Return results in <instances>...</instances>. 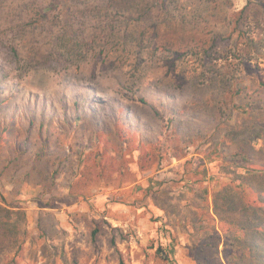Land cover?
<instances>
[{"label":"rangeland","instance_id":"rangeland-1","mask_svg":"<svg viewBox=\"0 0 264 264\" xmlns=\"http://www.w3.org/2000/svg\"><path fill=\"white\" fill-rule=\"evenodd\" d=\"M2 1L0 206L22 249L1 264H264V40L230 74L195 54L222 55L250 0H86L76 53Z\"/></svg>","mask_w":264,"mask_h":264},{"label":"trees","instance_id":"trees-1","mask_svg":"<svg viewBox=\"0 0 264 264\" xmlns=\"http://www.w3.org/2000/svg\"><path fill=\"white\" fill-rule=\"evenodd\" d=\"M86 0H42L37 3L38 0H29L25 3L27 6L24 10L30 13V9L37 13V18L25 23L26 26L51 25L52 28L57 26L60 28L63 25L64 37L68 38V50L76 53L75 45H72V41L78 40V34L81 32L80 25L73 22L75 19L83 22L84 18L90 12L89 7L85 4ZM143 1L147 0H104L99 4L100 7H104L102 10H113L114 14H136L140 15L150 12L147 5H141ZM151 1V0H148ZM178 0H152V2L161 7L162 10H166L169 5L174 4ZM22 8V5H19ZM135 6V8H134ZM154 6V5H153ZM113 7V8H112ZM3 8V1L0 0V10ZM129 8H134L129 10ZM97 12H101L98 10ZM123 15V14H122ZM32 20V21H31ZM58 20V21H57ZM231 33L227 39L222 55L218 58L210 60L207 56V50H202L195 53L199 60V76L205 77L208 73L209 76L215 75L216 64L223 61V65L227 63L232 73L234 71L239 72L240 68L245 64L250 63L252 60H260L262 57L259 55L257 48L259 43L264 40V0L248 1L238 14H234L231 22ZM14 53L16 50L14 49ZM216 61V62H215ZM1 201L5 204V199L2 197ZM8 213V214H7ZM12 211H6L0 206V261L3 251L9 243L14 244L16 250L15 254L18 256L22 249V243L18 244L19 236L16 233L17 222L12 221ZM21 217H24V213L17 212ZM15 228V229H14ZM13 238V239H12ZM161 252V250H160ZM9 263L18 264V260L12 259ZM1 264V262H0ZM119 264H125L120 259Z\"/></svg>","mask_w":264,"mask_h":264}]
</instances>
